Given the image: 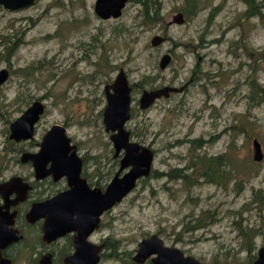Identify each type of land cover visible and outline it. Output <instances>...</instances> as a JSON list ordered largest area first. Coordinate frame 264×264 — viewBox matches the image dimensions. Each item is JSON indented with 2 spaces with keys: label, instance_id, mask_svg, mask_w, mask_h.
I'll return each instance as SVG.
<instances>
[{
  "label": "rangeland",
  "instance_id": "374dc122",
  "mask_svg": "<svg viewBox=\"0 0 264 264\" xmlns=\"http://www.w3.org/2000/svg\"><path fill=\"white\" fill-rule=\"evenodd\" d=\"M140 1L110 19L97 15L96 0H38L15 11L0 5V69L10 72L0 90V182L32 180L22 151L39 150L45 133L62 124L87 158L88 177L107 186L120 162L103 121L104 88L123 69L133 88L126 127L155 159L151 175L104 214L93 237L106 242L99 264H138V244L153 234L203 264H251L264 245V159L254 160L253 145L258 139L264 152V19H248L243 0H149L159 10L149 16ZM255 2L264 14V0ZM179 12L186 21L171 24ZM156 35L166 37L159 46ZM166 53L172 61L161 69ZM166 86L179 91L140 108L144 90ZM36 100L46 111L35 138L10 139L11 124ZM220 155L232 181L202 175L214 172L203 162ZM176 168L188 176L172 178ZM196 223L203 226L192 229Z\"/></svg>",
  "mask_w": 264,
  "mask_h": 264
},
{
  "label": "water",
  "instance_id": "95a60500",
  "mask_svg": "<svg viewBox=\"0 0 264 264\" xmlns=\"http://www.w3.org/2000/svg\"><path fill=\"white\" fill-rule=\"evenodd\" d=\"M37 1L0 0V5L15 11L32 6ZM128 1L96 0L95 11L104 19L118 18L123 14ZM185 21L184 13L179 12L173 17L171 24H183ZM165 40L166 37L156 35L152 39V45L159 46ZM171 61L172 55L170 53L164 54L160 61V68H167ZM9 77L10 72L8 69H0V90ZM176 91H179V89L170 86L145 90L140 99V106L142 109H147L159 98L167 97L171 92ZM105 92L107 95V106L104 112L106 130L114 132L112 141L115 143L117 153L124 148L126 154L122 159L120 171L104 192L99 188H91L87 180L81 178L83 161L76 152V146L70 145L71 139L67 136L66 128L61 124H54L45 134L41 143V150L38 153H25L22 157L24 162L29 160L33 162L37 178H44L50 173L55 176L66 174L70 179L71 185H75L70 190L52 199L34 204L28 213L30 221L45 219L43 225L45 240L50 241L71 231L72 228L78 230L79 235L76 239L77 251L68 259L71 264L100 263L103 246L88 241V237L95 228L99 227L101 216L129 195L136 188L140 178L150 176L154 167V149L138 142H131L130 131L126 128V124L132 115V87L123 69L118 73L112 85L105 87ZM45 110L46 105L41 100H36L11 124L10 139L20 141L33 138L36 124L45 113ZM253 145L254 160L262 161L264 152L261 142L255 139ZM70 149H73V153L69 156ZM50 161L52 162L51 167L47 168ZM127 166H131V169L120 177V172ZM20 185L22 194H20ZM29 189V183L19 176H14L6 182L0 183V194L6 200V206L10 203L25 200ZM14 191L18 192V196L16 199L10 200L9 196ZM1 211L2 208L0 206ZM73 212L77 214L74 221L71 220ZM13 216L14 213L10 214L9 225L14 223L12 221ZM72 223L75 227H67ZM63 225H65V229L60 230ZM4 237L2 246H7L21 238L15 235L13 228H9ZM44 259L46 260V258ZM149 259L154 264H203L200 259L187 255L180 248L167 245L157 234L142 239L138 244L136 254L133 256V260L138 264H144ZM253 264H264V246L259 250V257Z\"/></svg>",
  "mask_w": 264,
  "mask_h": 264
},
{
  "label": "flooded vegetation",
  "instance_id": "af4514ba",
  "mask_svg": "<svg viewBox=\"0 0 264 264\" xmlns=\"http://www.w3.org/2000/svg\"><path fill=\"white\" fill-rule=\"evenodd\" d=\"M25 8H27V7H25ZM21 9H24V8H21ZM18 10H20V9H18ZM112 83L107 84L106 86L112 85ZM131 87H132V85H131ZM104 90H105V88H104ZM110 90L112 91V89H110ZM132 91H133V88H132ZM105 94H106V92H105ZM141 97H142V95H141ZM141 97H140V99H141ZM106 99H107V95H106ZM132 102H133V97H132ZM139 106H140V100H139ZM140 108H141V106H140ZM105 109H106V107H105ZM105 109H104V112H105ZM143 110H145V109H143ZM104 112H103V121H104ZM131 113H132V106H131ZM42 116H41V118H42ZM41 118H40V120H41ZM131 118H132V115H131ZM40 120L36 124L33 138L22 139L20 141L14 140V141H16V142L33 141V139L35 138V135H36L37 127H38L37 125L40 122ZM105 129H106V125H105ZM107 132H111L110 139L112 140V135L114 134V132L112 130L107 131ZM66 133H67V128H66ZM44 136H43V138H44ZM67 136L71 139L70 145L76 146V150H77L76 152L81 157V159L83 161L82 171L80 174L81 178L86 179L91 188H99L104 192L107 189L108 185L115 178L117 173L120 171L121 165H122V159L125 157L126 150L123 148L117 153L115 143L113 142L114 143V150H115L114 151V158L119 159L120 166H119V169L117 170V172L115 173V175L113 176V178L108 183V185L102 187L99 183V180L97 182H93L88 177V173H86L84 171V167H85L84 165L87 161L86 160L87 158L80 154L79 145L72 141V138L68 135V133H67ZM130 140H131V142H136V141L132 140V132L131 131H130ZM42 142H43V139L40 143H37L39 146V150H37V151L23 150L21 157H20V160L22 163L29 164L33 168L32 175L34 178L32 180L29 177L19 176V177L23 178V180L25 182L29 183V185H30V189L27 193L26 199L19 201L17 203H10V204H8V206H6V200L2 196V194H0V206L2 208V211L0 212V213H2L0 215V264H18L19 259L24 260L25 264H41V263L42 264H71L70 262H68V259L71 256H73L77 251L76 239H77L79 233H78V230L76 228H72L71 231H68V232L64 233L63 235H60V236L48 241V240L44 239L43 225H44L45 219L41 218V219H38L35 221H30L28 218V213L30 212V210L34 204L48 200V199H52V198L58 196L59 194L70 190L73 186H75V185H71L70 179H69L68 175H66V174L55 176L53 173H50L49 175L45 176L44 178H37L36 169L34 167L33 162L31 160H29L27 162L22 161V157L25 153H31V154L38 153L41 150V143ZM142 145H144V144H142ZM145 146H148V145H145ZM72 153H73V149H70L69 150V156ZM51 164H52V162L50 161L49 164L47 165V168H50ZM130 169H131V166L125 167L123 169V171L120 172V177L125 175ZM96 172L98 173L99 177H102V173L99 169H97ZM144 178H148V176L140 178L139 181L141 179H144ZM8 180L1 181L0 183L6 182ZM44 183H46V187H47L46 189L42 188V184H44ZM137 185H138V183H137ZM20 189H21L20 194H22L23 192H22L21 185H20ZM17 196H18V192L14 191L10 194L9 199L14 200L17 198ZM13 213H14V216H13L12 221H14V223L9 225L8 224L10 221L9 217H10V214H13ZM104 214L101 216V221L99 222V227L95 228V230L88 237V241L95 243L97 245L103 246L102 256H103L105 248H106V242H105L103 237L97 239L96 241L93 239V237L102 228V219H103ZM71 215H72L71 220L74 221L75 218L77 217V214L73 212V214H71ZM67 227H75V225L72 223V224H69ZM9 228H13L15 230V235H17L19 238L20 237L21 238L18 241L12 242L11 244H9L7 246H2V243L5 239L4 235L9 230ZM63 229H65V225H63L60 228V230H63ZM262 247H260V249ZM258 257H259V251H258L257 256H253V262L251 264H253L258 259ZM44 258H46V260ZM44 260H45V262H44ZM148 261L153 263L150 259Z\"/></svg>",
  "mask_w": 264,
  "mask_h": 264
},
{
  "label": "trees",
  "instance_id": "16d2710c",
  "mask_svg": "<svg viewBox=\"0 0 264 264\" xmlns=\"http://www.w3.org/2000/svg\"><path fill=\"white\" fill-rule=\"evenodd\" d=\"M138 1V0H137ZM247 6H248V9L246 11V17L248 19L252 18L253 16H257V15H261V17L264 19V14H262L260 8L262 7L261 5L259 6V9L257 8V5H256V2L255 0H243ZM145 7V10L148 11V16H149V13L152 12L153 14H156L158 15L159 14V10H158V7H156V4L153 3L152 5H149V0H141L140 1ZM195 6V4H194ZM264 6V5H263ZM199 11V9H193L191 10L190 12H188V15H192V14H197ZM17 47H18V44L15 43V46H11V47H8V53H9V56L11 57L14 52L17 50ZM264 54V51L263 53ZM255 87H253L254 89ZM261 90V91H260ZM260 94L262 93V98H264V88L263 87H260ZM199 140H193V143L196 144L198 143ZM214 159L215 160V163H214ZM204 163V166L206 167V170H214V172H212L210 175H208L206 172L205 173H202V175L204 174L205 176H207L208 178V181H211V182H215V183H219L220 182V179H219V176L220 175H224L226 174V176L228 178L231 179V181L233 180V178L230 176V175H227V173H225V164H226V161L224 159V157L222 155L218 156L217 158H213V159H209V160H206ZM4 167H0V173H2V170H3ZM174 170H175V173H174ZM171 173H169V175L172 177V178H186L188 175L187 173H185V171L187 169H180V168H176L174 169ZM157 174V173H155ZM200 220V219H199ZM201 226H203L202 223H196V225H194L192 227V229H197V228H200ZM251 243L249 244V247L251 248Z\"/></svg>",
  "mask_w": 264,
  "mask_h": 264
}]
</instances>
